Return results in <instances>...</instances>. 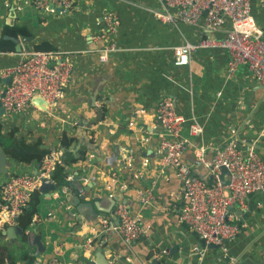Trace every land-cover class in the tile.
<instances>
[{
    "label": "crops",
    "instance_id": "crops-1",
    "mask_svg": "<svg viewBox=\"0 0 264 264\" xmlns=\"http://www.w3.org/2000/svg\"><path fill=\"white\" fill-rule=\"evenodd\" d=\"M36 1L0 0V45L9 39L5 36H12L8 28L22 26L27 34L17 36L20 47L34 49L37 44H50L62 60L71 64V73L64 96L46 110L32 105L10 118L0 112L2 140L6 144L39 140L43 147H53L66 132L74 138L69 153L74 157L84 153L83 159L67 166V171L78 176L82 185L91 182V195L99 196L100 208L109 211V226L110 222L117 224L115 207L111 206L114 196L126 199L130 213L136 214L145 230L159 218L175 220L180 227L172 238L176 250L171 254L156 250L144 261L136 256L134 264H264V190L247 196L244 206L231 208L230 223L238 230L227 241L230 254L237 258L230 263L219 247L203 242L196 250L201 239L179 219L180 207L187 202L182 181L171 166L160 164L157 152L165 133L155 114L156 105L162 97H169L178 113L203 126L200 136L189 138L184 124L178 136L189 139L182 160L191 165L195 175L207 178L206 166L195 163L194 152L200 146L205 160L231 141L246 148L253 146L264 159V87L246 68L238 66L228 75V52L220 46L199 48L190 52L187 64H174L175 46L221 38L230 26L229 20L215 31L200 24L163 22L153 16V10L161 8L159 0H73L65 11L52 4L38 7ZM107 11L118 16V28L106 38H96L105 33L102 18ZM250 11L264 33V0H251ZM21 37L29 41L22 42ZM108 39L118 48L106 61H100L98 52ZM19 52L0 48V69L16 64ZM103 74L109 78L103 91L108 104L97 103L102 113L97 118L85 99L95 79ZM6 83L0 81V85ZM93 120L96 123L86 127ZM121 160L123 167L119 166ZM6 161L9 165L7 173L0 174V187L13 174L33 175L39 164L35 159L17 161L7 154ZM137 191H150L154 198L142 203L137 200ZM38 192L37 213L24 230L39 234L44 250L32 257L34 246L17 244L2 235L7 226L0 229V245L14 257L10 264H28L30 259L38 264H86L92 260L93 242L101 232L83 225L73 232L82 244L75 238H62L59 233L64 236L72 232V222L63 227V217L57 210L61 205L59 195L49 199L47 193Z\"/></svg>",
    "mask_w": 264,
    "mask_h": 264
},
{
    "label": "built area",
    "instance_id": "built-area-1",
    "mask_svg": "<svg viewBox=\"0 0 264 264\" xmlns=\"http://www.w3.org/2000/svg\"><path fill=\"white\" fill-rule=\"evenodd\" d=\"M250 1L159 0L161 8L153 10V16L163 22H184L195 26L200 24L212 31L218 30L226 19L230 23L221 38L175 46L174 64H187L190 52L199 48L224 47L229 56L227 74L234 73L238 66H244L264 87V33L250 11ZM72 2L73 0H38L35 4L38 7L52 4L65 11L71 8ZM102 22L105 33L96 38L114 34L119 25L118 16L113 11H107ZM117 48L116 42L108 39L98 52L99 60L106 61L108 55ZM19 54L20 60L16 64L0 69V77L10 79L9 83L0 85V103L3 115L7 118L34 105L31 101L33 96H39L49 108L64 96V87L71 73V64L62 60L55 52L21 46ZM155 114L165 133V137L157 144L159 162L174 169L182 181L183 196L187 200L180 207V221L203 240L205 245H218L228 262H237V258L230 254L227 247V241L238 230L236 224L230 223L231 208L234 205L244 206L247 196L264 190V159L254 151L253 146H248L243 152L233 142L216 148L210 163H207L203 156L204 148L200 146L194 152L195 163L206 166L207 178L192 175L191 165L182 160V153L189 146V139L178 136L184 124H187L189 138L200 136L203 126L194 118H186L178 113L169 97H162L158 101ZM61 154L59 149H52L39 164L35 174L17 173L4 180L0 187V229L17 224L30 200L31 192L43 181L54 184L51 175L55 165L62 162ZM221 165L230 173L227 185L221 184L219 180ZM69 179L71 176H66V180ZM110 181L113 182L114 178ZM65 189L66 184L57 186L53 194L59 195ZM153 198L150 191H137V200L142 203ZM113 214L117 218V224L109 226L108 220L101 218L102 230H115L126 243L139 239L146 232L125 204L117 203ZM90 242L91 239L88 238L87 245Z\"/></svg>",
    "mask_w": 264,
    "mask_h": 264
},
{
    "label": "water",
    "instance_id": "water-1",
    "mask_svg": "<svg viewBox=\"0 0 264 264\" xmlns=\"http://www.w3.org/2000/svg\"><path fill=\"white\" fill-rule=\"evenodd\" d=\"M53 8L52 5L49 6ZM61 10V8H59ZM205 13V12H204ZM11 39L15 43L14 50L16 52L20 51V40L18 37L14 36H5ZM22 42L29 41L28 37H21ZM106 74L101 75L94 81V85L91 89V93L89 98L85 99V103L87 104L88 109H91L97 115V118L102 115L101 108L98 104H108V96L103 94L105 86L108 82L109 78H106ZM0 81L10 82V79L0 78ZM112 99V97H109ZM32 103L37 106L41 110H46L47 105L44 100H42L39 96H33L31 98ZM0 112L3 114V108L0 103ZM92 123H96V120L89 121L86 127H89ZM161 140V139H160ZM229 143H233L232 141ZM238 147L245 152L246 146L240 144V142H235ZM254 151L258 154V151L253 148ZM63 153L64 150H61ZM212 155V154H211ZM206 160L207 163H210L211 156ZM259 155V154H258ZM260 156V155H259ZM63 157V155H62ZM124 161L121 160L119 162V166L123 167ZM9 162L6 161V154L0 148V174H6ZM39 164H37L36 168H38ZM110 166V165H109ZM36 171V170H35ZM219 180L221 184L227 185L230 181V173L224 165L219 166ZM36 173V172H35ZM34 173V174H35ZM194 172H192V175ZM71 175V179L68 180V184H66L65 191H61L59 193V202L64 207L62 209L61 205L57 208L63 217V227L66 222H72V232H65L59 235L62 238H75L73 232L80 229L83 225L94 226L98 234L93 242L94 249V257L91 260H87L86 264H134L136 261V256L139 257L140 260L144 261L150 254L154 253L156 250H162L173 253L176 249L172 247V238L176 235L175 233L180 230L179 225L175 222V220L167 219V218H159L155 220L150 227L146 230V232L137 240L131 241L130 243H126L122 240L120 235L112 229L102 230V226L99 218H105L106 220L110 219V216H106V213L109 211L103 210L100 208L99 196L91 195L90 188L91 182L86 185H82L79 181L78 176ZM38 190L41 192L47 193L49 195V199L53 195V191L57 188L54 184L43 181L38 187ZM70 193L69 198L66 200V195ZM112 207H115L118 202H121L127 205V201L124 198L112 197ZM111 207V208H112ZM114 209V208H113ZM112 209V210H113ZM112 213V211H111ZM132 216H136V214L130 213ZM113 224L110 222V226ZM13 234V235H10ZM2 235L9 236L15 243L23 244L28 243L34 248L31 250L32 257L38 253H41L44 250V244L41 240V236L39 234H35L34 232H25L18 224L13 226H8L5 233ZM19 237V239L17 238ZM103 239V240H101ZM76 241L81 243L80 237L75 238ZM203 240L200 241V244L196 247V250H200L201 244ZM212 248H218L216 244H209ZM28 264H38L34 259H30Z\"/></svg>",
    "mask_w": 264,
    "mask_h": 264
},
{
    "label": "trees",
    "instance_id": "trees-1",
    "mask_svg": "<svg viewBox=\"0 0 264 264\" xmlns=\"http://www.w3.org/2000/svg\"><path fill=\"white\" fill-rule=\"evenodd\" d=\"M8 33L12 36L16 37L18 35L23 36L27 34V31L22 26H15L8 28ZM3 51L13 52L15 48V43L11 39H5L2 41L0 45ZM34 50H44V51H52L54 52L52 46L47 43L37 44L34 46ZM74 141L73 136L69 135L66 132H62L58 138V143L53 147H43L40 144L39 140H34L29 143L25 142H11L6 144L0 136V147H3L6 154L17 161L29 162L31 159H35L39 164L43 161L44 157L49 154L52 149L64 150L61 154L62 162L60 164H56L51 175V179L54 185L60 186L62 184H68V180H66V176H71L67 171V166L71 163L79 159H83L84 153L80 155V157H74L71 153H69L68 149L72 142ZM63 155V157H62ZM39 192L38 189H34L30 194V200L27 202L26 206L23 209L22 214L18 218L17 224L23 229H26L31 223L32 217L37 213V204L39 201L38 198ZM25 254L24 256H26ZM27 257V256H26ZM25 257V258H26ZM14 263L15 259L13 256H9L7 254V249L4 245H0V264H10Z\"/></svg>",
    "mask_w": 264,
    "mask_h": 264
}]
</instances>
